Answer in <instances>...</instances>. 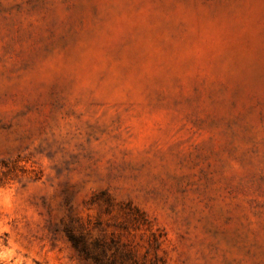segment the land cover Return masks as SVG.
Listing matches in <instances>:
<instances>
[{
	"label": "rangeland",
	"instance_id": "374dc122",
	"mask_svg": "<svg viewBox=\"0 0 264 264\" xmlns=\"http://www.w3.org/2000/svg\"><path fill=\"white\" fill-rule=\"evenodd\" d=\"M3 171L33 264H264V0H0Z\"/></svg>",
	"mask_w": 264,
	"mask_h": 264
},
{
	"label": "clouds",
	"instance_id": "9594fccd",
	"mask_svg": "<svg viewBox=\"0 0 264 264\" xmlns=\"http://www.w3.org/2000/svg\"><path fill=\"white\" fill-rule=\"evenodd\" d=\"M5 190L0 189V236L10 233L9 222L14 218L12 195H5ZM0 264H33V254H25V250L9 239L7 245L0 240Z\"/></svg>",
	"mask_w": 264,
	"mask_h": 264
},
{
	"label": "trees",
	"instance_id": "16d2710c",
	"mask_svg": "<svg viewBox=\"0 0 264 264\" xmlns=\"http://www.w3.org/2000/svg\"><path fill=\"white\" fill-rule=\"evenodd\" d=\"M3 166H5V164ZM4 181H5V172L3 171L2 174L0 175V186L4 183Z\"/></svg>",
	"mask_w": 264,
	"mask_h": 264
}]
</instances>
